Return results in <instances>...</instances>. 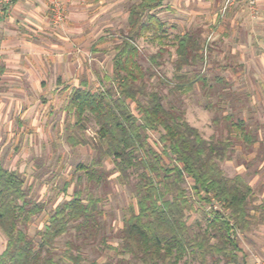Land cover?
Segmentation results:
<instances>
[{"label": "trees", "instance_id": "16d2710c", "mask_svg": "<svg viewBox=\"0 0 264 264\" xmlns=\"http://www.w3.org/2000/svg\"><path fill=\"white\" fill-rule=\"evenodd\" d=\"M17 1L11 0V4ZM133 1L127 28L114 47L107 84L99 90L87 83L74 87L65 108L80 132L69 135L67 142L74 147L89 146L94 152L88 165L77 166L88 183L99 186L114 172L124 186L135 181L136 202L123 218L118 244H109L108 235L102 232L101 198L90 190L85 195L82 189L59 203L44 228L32 236L26 228L45 205L30 196L21 173L0 161V231L7 237L0 264H84V246L98 240L103 249L124 256L121 262L128 264H180L184 260L247 264L240 255L238 235L251 228L254 190L243 175L227 176L221 163L232 156L234 131L243 133L247 143L255 142L256 137L245 120L234 121L229 114L225 117L228 135L206 139L188 122L185 109L165 105L166 96L150 83L154 76L171 86V94L188 95L197 84L206 86L207 78L195 70L207 57L203 36L196 30L174 37L173 79L163 78L157 67L168 50L160 48L150 55L151 66L144 67L139 40L149 32L168 38V23L158 15L166 0ZM5 71L0 65V76ZM217 81L229 85L222 77ZM128 100L136 104L138 114ZM88 123L97 127L92 138L83 135ZM149 132L159 134L162 152L151 144ZM108 160L113 164L109 171L105 168ZM188 178L190 189L185 186ZM195 212L199 218L191 223ZM71 229L74 237L59 256L57 240Z\"/></svg>", "mask_w": 264, "mask_h": 264}, {"label": "rangeland", "instance_id": "374dc122", "mask_svg": "<svg viewBox=\"0 0 264 264\" xmlns=\"http://www.w3.org/2000/svg\"><path fill=\"white\" fill-rule=\"evenodd\" d=\"M133 2L64 0L66 18L62 24H55L51 20L47 2L49 28L67 37L56 40L58 36L54 33L48 36L50 53L60 48L67 51L65 57L69 55V28L73 24H83L89 37L86 41L84 37L83 43L79 42L82 51L75 57V61H81L82 65L70 66L63 62L62 68L57 69V57L50 54L43 58L41 65L35 62L34 70L24 72L26 79L23 78L21 82L6 71L0 76V161L7 169L21 173L30 196L45 205L44 211L35 216L26 228L32 236L44 228L49 215L59 203L71 199L76 189H82L85 195L90 190L101 198L99 208L103 214L99 220L102 232L108 235L109 244L117 245L119 242L116 236L123 218L130 205L136 202L135 181L124 186L114 172L99 186L88 183L84 172L78 170L77 166L88 165L94 152L89 146L74 147L67 142L69 135L80 132L77 131L76 119L65 108L72 88L87 83L91 89L99 90L107 84L105 76L112 72L114 47L121 41V32L127 28L128 9ZM9 6L7 11L11 8ZM3 7L0 5V9ZM228 7L227 0H166L158 15L168 23V38L161 33L149 32L139 40V46L144 67L151 66L150 55L160 48L168 50L157 71L170 80L173 79V62L176 59L174 37L186 31L198 30L202 34V46L207 51V57L204 63L195 66V70L207 78L205 87L197 84L194 91L182 95L171 94V86L158 76L151 78L150 83L166 96L164 103L167 107L173 105L185 109L188 122L198 128L206 139L228 135L225 117L229 114L234 115V121L245 120L248 131L256 137L255 142L247 143L243 133L234 131L232 156L221 163L227 176L241 174L253 187L250 204L252 225L249 231L239 234L238 239L242 249L241 258L247 264H255L257 259L264 256V86L261 85L264 61L259 60V49H237L235 44L222 39L225 24H219L214 19L217 14L227 13ZM239 7L249 14L244 5ZM233 46L235 49H228ZM218 77L224 78L229 85L219 83ZM220 93H224L223 97ZM128 103L138 114L136 104L130 100ZM210 103L218 107L210 106ZM86 127L83 135L86 138L94 137L96 125L88 123ZM149 135L151 144L162 152L159 134L149 132ZM164 159L166 163L170 162L167 157ZM105 168L108 171L113 168L110 160L106 161ZM191 184L188 178L185 186L190 189ZM197 218L199 214L193 213L190 222ZM73 237L74 230L71 229L58 238L55 248L57 255L64 253L66 243ZM6 242L7 237L0 231V253L5 249ZM102 247L99 240L84 246V264L93 261L128 264L121 262L124 256ZM125 259L130 260V257L125 256ZM180 264L199 263L184 260Z\"/></svg>", "mask_w": 264, "mask_h": 264}, {"label": "crops", "instance_id": "0c3cea01", "mask_svg": "<svg viewBox=\"0 0 264 264\" xmlns=\"http://www.w3.org/2000/svg\"><path fill=\"white\" fill-rule=\"evenodd\" d=\"M228 3L229 0H227ZM10 6L9 12L6 10L0 14L2 15L0 21V65L5 67L6 72L12 73L11 76L17 82H21L23 78L26 79L24 72L28 73L29 70H34L35 62L41 65L43 58L51 56L50 54L57 57L55 65L57 69L62 68L63 62L70 66L82 65L81 61H75V57H78V52L82 51L79 42L83 43L84 37H86L85 41L89 37L83 24H73L69 28L68 40L71 49L69 55L65 57L67 51L59 47L53 53L49 51L48 36H53L54 32L47 23L50 19V12L47 10L46 0H18ZM228 6L227 13L217 14L214 19L219 24H225V30L221 32L222 39L229 40V43L235 44L237 49H259L257 52L259 60L264 61V0L260 2V15L257 19L241 11L242 9L239 7L241 5L231 6L228 4ZM244 8L246 9L245 6ZM54 35L58 36L56 40L67 38L60 33H54ZM228 49L235 48L233 46ZM263 81L261 85L264 86Z\"/></svg>", "mask_w": 264, "mask_h": 264}, {"label": "built area", "instance_id": "2783aa9c", "mask_svg": "<svg viewBox=\"0 0 264 264\" xmlns=\"http://www.w3.org/2000/svg\"><path fill=\"white\" fill-rule=\"evenodd\" d=\"M262 0H229V5H244L254 19H257L260 15V2ZM51 12V20L55 24H62L65 21V7L64 0H47ZM11 4V0H0V5H4L0 9V14L4 13V9H8V5ZM255 264H264V256L257 259Z\"/></svg>", "mask_w": 264, "mask_h": 264}]
</instances>
